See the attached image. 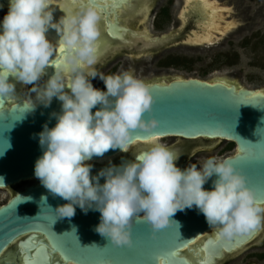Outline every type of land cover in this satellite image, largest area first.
<instances>
[{
  "label": "clouds",
  "instance_id": "clouds-1",
  "mask_svg": "<svg viewBox=\"0 0 264 264\" xmlns=\"http://www.w3.org/2000/svg\"><path fill=\"white\" fill-rule=\"evenodd\" d=\"M52 5V0H10L0 32V96L16 93L11 76L33 85L35 100L45 107L53 97L62 101V111L53 114L56 125L49 128L45 124L39 133L44 152L35 163V177L53 195L68 201L55 210L58 217H74L77 205L85 213L90 208L97 210L101 218L94 230L115 245L128 247L134 243L137 213L144 214L153 235L173 223L179 229L172 217L193 206L226 239L248 234L264 223V201L257 198L233 158L212 156L198 162L199 169L196 163L183 170L177 166V152L162 142V136L151 134L160 121L146 115L152 113L154 97L144 80L126 70L100 75L106 91L93 86L84 71L97 61L101 34V12L93 0L58 22L53 19ZM50 27L57 30L66 55L59 70L40 84L56 48L46 36ZM97 105L100 107L93 113ZM35 106L31 100L25 111ZM138 131L149 133L145 138L151 139L150 147L138 152L134 161L90 175L92 165L87 161L110 149L127 152L141 138ZM214 175L212 190L205 189L204 184ZM101 177L106 178L103 184ZM0 183L4 184L3 177ZM41 201L47 203V197ZM73 230L76 232V226Z\"/></svg>",
  "mask_w": 264,
  "mask_h": 264
},
{
  "label": "water",
  "instance_id": "water-1",
  "mask_svg": "<svg viewBox=\"0 0 264 264\" xmlns=\"http://www.w3.org/2000/svg\"><path fill=\"white\" fill-rule=\"evenodd\" d=\"M222 80L189 77L148 84L154 104L152 113L146 115H154L160 121L151 134L221 138L234 142L237 151L230 156L233 163L246 174L257 198L264 201V91H256L264 88L252 89ZM7 97L0 96V152L3 153L0 155V177L4 178L0 189L26 184L0 204V256L17 241L25 264H66L61 263L59 255L65 262L75 264H161V261L163 264H190L183 254L184 249L214 229L195 206L178 211L172 217L179 222V229L173 223L155 235L145 217H134L132 247L115 245L94 230L101 218L97 210L90 208L85 213L77 205L74 217H58L55 210L68 201L53 195L35 177V163L44 152L39 133L45 124L49 128L56 125L53 114L62 111V101L53 97L47 107L40 101L34 102V110L25 111L28 101L14 94L9 97L11 103L1 107ZM99 107H94L93 113ZM137 134L141 138L136 141L149 139L145 138L149 133L138 131ZM120 152L110 149L91 161ZM109 166L92 167L90 175L96 176ZM214 179L215 175L207 180L204 188L212 190ZM105 180L101 177L100 183ZM43 196L47 197V203L41 201ZM73 226L76 232L72 231ZM255 232L256 229L232 239L209 237L199 248L207 253L208 262H212V257L222 256L223 248L232 251L249 242ZM173 248L177 255L168 259Z\"/></svg>",
  "mask_w": 264,
  "mask_h": 264
},
{
  "label": "flooded vegetation",
  "instance_id": "flooded-vegetation-1",
  "mask_svg": "<svg viewBox=\"0 0 264 264\" xmlns=\"http://www.w3.org/2000/svg\"><path fill=\"white\" fill-rule=\"evenodd\" d=\"M88 2L89 0H52L53 5L51 7L54 9V21L58 22L61 16L65 15H59L61 9L68 14H74L86 6ZM93 2L101 12L99 24L101 34L97 42V61L93 65H86L84 71L89 76L93 86L103 91H106V86L104 81L100 79V75L126 71L129 68L128 63L130 60L136 62L135 69L131 70L135 76L148 74L151 69L144 71L141 69L143 65L139 59L143 56H155L162 68L191 71L190 67L186 65L192 59L189 56L175 53L176 46L188 50L206 48L207 45L215 44L231 33L233 40H239L241 37L245 38L246 30L253 32L257 26L261 25V18L264 17V0H201L200 5L192 4L187 0H93ZM203 2L205 5L214 2L217 9L224 10L225 20L222 21L223 25L231 22L234 24L232 30H229L222 37L218 36L219 39L210 44L196 41L198 34H202L203 24H207L208 18H210V14L203 15L205 9ZM9 3L8 0H0V32L3 31V19L9 10ZM151 29L153 32H151ZM217 34L220 35L219 32ZM47 35L53 36L49 40L56 45L52 59L55 57L56 61L60 62L66 55V51L64 53L58 51L60 36L57 30L51 27L47 31ZM255 35L252 34L253 39ZM54 67L53 64L48 66L49 71L45 72L39 82L40 84L46 82L49 76L51 77L54 74ZM155 70L158 72L160 69ZM93 73L97 75L91 77ZM206 74L208 73L204 72L201 76ZM143 76L140 79L147 84L169 83L176 78L191 77L173 76L171 74L166 79L154 76V78L148 80ZM32 87L33 85H26L28 91H31ZM17 91V97L27 100L20 94L21 87ZM67 92L70 93V89ZM162 137L164 138L162 142L177 152L179 158L176 160V164L182 170L192 163H196L199 169L200 164L198 162H202L206 158L212 156L230 157L237 151L234 142L221 138H185L178 135ZM150 145L151 139L136 141L129 146L127 152L122 151L111 156V160L104 164L119 166L122 162L134 161L135 155L146 150ZM87 163L95 167L96 161ZM11 189L13 191L9 193L10 197L17 192L15 187ZM136 216L145 217L143 213H137L134 217ZM41 237L46 238L43 234ZM209 237L217 238V229L214 228L201 237L197 243L184 249L183 254L190 264H264V223L256 228L255 235L249 242L232 251L223 248L222 256L212 257V262H208L207 253L199 248L200 245L203 246L201 242H205ZM45 241L48 243L47 239ZM59 257L61 258L60 255ZM60 258L61 263L75 264L65 262ZM0 264H25L17 241L2 252Z\"/></svg>",
  "mask_w": 264,
  "mask_h": 264
},
{
  "label": "rangeland",
  "instance_id": "rangeland-1",
  "mask_svg": "<svg viewBox=\"0 0 264 264\" xmlns=\"http://www.w3.org/2000/svg\"><path fill=\"white\" fill-rule=\"evenodd\" d=\"M151 32H153L152 29ZM252 34H256L254 39ZM232 38V33L228 34L221 41L207 45L208 47L206 48L188 50L176 46L174 49L175 53L189 56L192 59L186 65L190 67L191 71H187V69L162 68L155 56H143L139 59L143 65L141 69L143 71L151 69V71L144 76L143 74L138 75V78L143 76V78L149 80L154 78V76H159V78L166 79L168 75L172 74L173 76H191L205 80L226 79L252 89L264 88V17L261 18V25L257 26L253 32L246 30L245 38L241 37L239 40H233ZM135 63V61L130 60L128 70H134ZM155 69L160 70L157 72ZM204 72L208 74L201 76ZM20 94L27 100L34 99L36 95L32 91H28L24 83L21 84ZM25 184L23 182L14 187L18 190ZM11 188L7 190L0 189V204L9 199V193L13 191Z\"/></svg>",
  "mask_w": 264,
  "mask_h": 264
},
{
  "label": "bare ground",
  "instance_id": "bare-ground-1",
  "mask_svg": "<svg viewBox=\"0 0 264 264\" xmlns=\"http://www.w3.org/2000/svg\"><path fill=\"white\" fill-rule=\"evenodd\" d=\"M8 2H10V0H8ZM187 2H190L192 4H195V5H200L201 3V0H187ZM203 5H204V12H203V15H206V14H210V18H208L209 21H207V24H203L202 26V34H198L197 38H196V41H199L201 43H205V42H208L209 44L210 43H214L216 40L219 39L218 36L222 37L224 36L225 34H227V32L229 30H232L234 24L231 23H226L225 25H223V20H225V13L223 12L224 10L223 9H217V6H216V3L212 2L210 3V5H205L204 2H203ZM230 11V10H228ZM67 14L65 12V10L61 9L60 10V14ZM220 33V35H218L217 33ZM47 38H53V36H50V35H47ZM60 46V45H59ZM63 60V58H62ZM62 60L59 62V66L58 67H54L55 69L59 70L61 64H62ZM49 71V68L47 67L46 69V72ZM67 71V70H65ZM55 73V72H54ZM10 81L15 83L16 84V93L14 94L15 97H17L18 95V91L17 89H19V87H21V84L22 82L21 81H17L15 79V77H9ZM220 81V80H218ZM224 83L228 84V80L226 79H223L222 80ZM69 90V88H65V91ZM256 91H264L263 90H256ZM9 97H7L6 101L4 102V105L1 106V107H7L8 104H9ZM34 100V102H37L35 99H32ZM29 102V101H28ZM111 160L110 157H104L102 159H99L98 161H96L95 165L94 166H98V165H101V164H104V163H107ZM87 163V162H86Z\"/></svg>",
  "mask_w": 264,
  "mask_h": 264
},
{
  "label": "snow or ice",
  "instance_id": "snow-or-ice-1",
  "mask_svg": "<svg viewBox=\"0 0 264 264\" xmlns=\"http://www.w3.org/2000/svg\"><path fill=\"white\" fill-rule=\"evenodd\" d=\"M61 7H63V5H61ZM58 51L61 52V53H64L66 50L65 48L63 47L62 43H60V46L58 48ZM52 64L55 65L56 67L59 66V62L56 61L55 57L52 59ZM179 245L177 244L175 248H177ZM175 248H173L167 255V258L168 259H173L176 257L177 253L175 251ZM53 251H55V249H53ZM43 259H47V257H43ZM158 259V258H157ZM161 264H163V262L161 261Z\"/></svg>",
  "mask_w": 264,
  "mask_h": 264
},
{
  "label": "trees",
  "instance_id": "trees-1",
  "mask_svg": "<svg viewBox=\"0 0 264 264\" xmlns=\"http://www.w3.org/2000/svg\"><path fill=\"white\" fill-rule=\"evenodd\" d=\"M205 76V75H204Z\"/></svg>",
  "mask_w": 264,
  "mask_h": 264
}]
</instances>
